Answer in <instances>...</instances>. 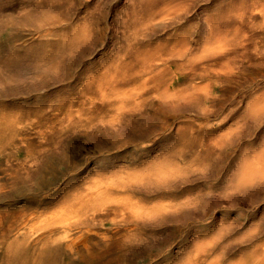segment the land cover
I'll list each match as a JSON object with an SVG mask.
<instances>
[{
  "label": "rangeland",
  "instance_id": "374dc122",
  "mask_svg": "<svg viewBox=\"0 0 264 264\" xmlns=\"http://www.w3.org/2000/svg\"><path fill=\"white\" fill-rule=\"evenodd\" d=\"M31 259L264 264V0H0V264Z\"/></svg>",
  "mask_w": 264,
  "mask_h": 264
},
{
  "label": "bare ground",
  "instance_id": "6f19581e",
  "mask_svg": "<svg viewBox=\"0 0 264 264\" xmlns=\"http://www.w3.org/2000/svg\"><path fill=\"white\" fill-rule=\"evenodd\" d=\"M17 231H23L24 235L26 234V235L30 236L33 241H35L36 239H38L43 234H48V233L50 234V233H52V231H49V230L45 231V233H42V231L38 230L37 226L34 224V222L32 221L31 218H28V219L24 220V222L22 223V226L21 227L19 226V228H18ZM7 241H6V247H5V254L7 255V257H8L9 260H12V258L15 259V257L19 254V251L21 249H23L24 244L18 243L16 241H10V242H7ZM73 244H74V241L68 242L67 243L68 248L70 249ZM31 261H32L31 264H38V263L34 262L32 259H31ZM241 262L244 263V261H241ZM247 262H245V263H247Z\"/></svg>",
  "mask_w": 264,
  "mask_h": 264
}]
</instances>
